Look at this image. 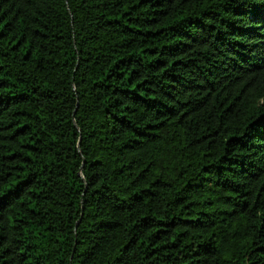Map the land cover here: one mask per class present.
<instances>
[{
  "label": "trees",
  "instance_id": "obj_1",
  "mask_svg": "<svg viewBox=\"0 0 264 264\" xmlns=\"http://www.w3.org/2000/svg\"><path fill=\"white\" fill-rule=\"evenodd\" d=\"M0 264H264V0H0Z\"/></svg>",
  "mask_w": 264,
  "mask_h": 264
}]
</instances>
